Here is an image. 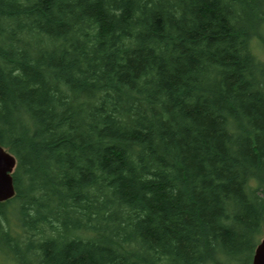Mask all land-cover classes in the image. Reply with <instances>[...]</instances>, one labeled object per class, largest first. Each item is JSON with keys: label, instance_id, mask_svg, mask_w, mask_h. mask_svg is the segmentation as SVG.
<instances>
[{"label": "trees", "instance_id": "16d2710c", "mask_svg": "<svg viewBox=\"0 0 264 264\" xmlns=\"http://www.w3.org/2000/svg\"><path fill=\"white\" fill-rule=\"evenodd\" d=\"M263 24L264 0H0V146L16 161L0 251L250 264L264 227V62L250 41Z\"/></svg>", "mask_w": 264, "mask_h": 264}, {"label": "water", "instance_id": "95a60500", "mask_svg": "<svg viewBox=\"0 0 264 264\" xmlns=\"http://www.w3.org/2000/svg\"><path fill=\"white\" fill-rule=\"evenodd\" d=\"M15 164V158L0 146V202L14 195L12 174ZM250 264H264V239L256 245Z\"/></svg>", "mask_w": 264, "mask_h": 264}, {"label": "rangeland", "instance_id": "374dc122", "mask_svg": "<svg viewBox=\"0 0 264 264\" xmlns=\"http://www.w3.org/2000/svg\"><path fill=\"white\" fill-rule=\"evenodd\" d=\"M250 49H251L252 54L255 56V58L258 61L264 62V24L262 25L259 31V35L251 39ZM7 213H6L5 218H6V222L10 226V229L12 230L11 233L13 235L19 234L20 229L17 227L15 216L11 213L7 215ZM263 239H264V227H262L259 233L258 243ZM0 264H19V263H17L13 259V257L10 255V253L7 250H2L0 251ZM27 264H35V262L28 260Z\"/></svg>", "mask_w": 264, "mask_h": 264}, {"label": "bare ground", "instance_id": "6f19581e", "mask_svg": "<svg viewBox=\"0 0 264 264\" xmlns=\"http://www.w3.org/2000/svg\"><path fill=\"white\" fill-rule=\"evenodd\" d=\"M33 243H35L36 241V237L35 236H33ZM7 250V249H6ZM22 250H24V244L23 245H20V251H22ZM9 252V251H8Z\"/></svg>", "mask_w": 264, "mask_h": 264}]
</instances>
